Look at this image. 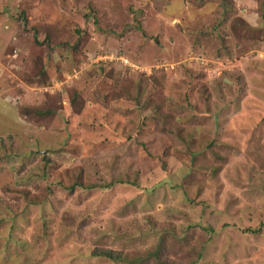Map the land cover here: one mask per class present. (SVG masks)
I'll return each mask as SVG.
<instances>
[{"label":"rangeland","instance_id":"obj_1","mask_svg":"<svg viewBox=\"0 0 264 264\" xmlns=\"http://www.w3.org/2000/svg\"><path fill=\"white\" fill-rule=\"evenodd\" d=\"M5 2L0 264H264V0Z\"/></svg>","mask_w":264,"mask_h":264},{"label":"trees","instance_id":"obj_2","mask_svg":"<svg viewBox=\"0 0 264 264\" xmlns=\"http://www.w3.org/2000/svg\"><path fill=\"white\" fill-rule=\"evenodd\" d=\"M221 1V6L222 8L224 9L223 13H222V18L221 20L224 21L223 23H225L226 21H228V18H230L229 16V11H227V7H228V1L229 0H220ZM86 16V19H91V15L89 14H85ZM262 17H264V12H262ZM27 21V19H26ZM218 25H215V27H217ZM252 25L249 24L248 22H243V28H246V29H252L251 27ZM49 41V38L47 39V43ZM51 111V110H50ZM49 110H46V109H40V108H31V109H27L26 110V113H35L37 114L38 116L40 115H44V114H47L50 112ZM52 113V111H51ZM49 162H50V159H47ZM76 184H78V186H81L83 187V183L82 182H77ZM77 186V185H76ZM75 188V185L72 187V189ZM260 230L258 231H255V232H259ZM162 246L164 247V249H159L157 250V255L156 257L159 259V262L161 263V256H162V253L167 249H166V246L162 243ZM158 248V247H157ZM94 255L96 257H104V258H108L114 262H122L123 260H126V256H127V253H124L122 251H117V250H112V249H106V248H98L96 249V251L94 252ZM129 260V259H128ZM170 259H168V262H169ZM164 261V260H163ZM167 262V261H166ZM175 263V262H174ZM179 264V263H178Z\"/></svg>","mask_w":264,"mask_h":264},{"label":"crops","instance_id":"obj_3","mask_svg":"<svg viewBox=\"0 0 264 264\" xmlns=\"http://www.w3.org/2000/svg\"><path fill=\"white\" fill-rule=\"evenodd\" d=\"M248 0H244V2L247 3ZM7 6V3L5 2V0H0V26L5 24L4 25V28H6L8 30V33L7 32H3L5 35L8 36V39L9 38H12L13 42L15 43V40H16V35H15V30H14V21H10L9 20V16L7 15H3L2 12L4 10V8H7L5 7ZM242 12L244 13V18H245V15L248 14V9H245V8H242L241 9ZM5 12V11H4ZM3 15V16H2ZM246 18L248 19V16H246ZM248 22V21H247ZM12 23V24H11ZM9 24V25H8ZM1 34V33H0ZM6 54H8V52L5 50L3 51H0V60H1V57L5 56ZM9 55V54H8Z\"/></svg>","mask_w":264,"mask_h":264}]
</instances>
